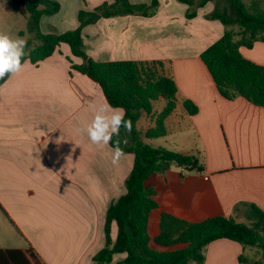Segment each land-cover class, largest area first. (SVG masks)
Returning a JSON list of instances; mask_svg holds the SVG:
<instances>
[{
	"label": "crops",
	"instance_id": "0c3cea01",
	"mask_svg": "<svg viewBox=\"0 0 264 264\" xmlns=\"http://www.w3.org/2000/svg\"><path fill=\"white\" fill-rule=\"evenodd\" d=\"M56 1L58 12L39 20L42 34L74 29L79 10L111 3ZM150 1L129 0L143 5ZM156 1L150 16L119 15L84 26L82 41L88 57L97 62L161 61L176 84L175 108L163 122L165 135L150 139L141 135L142 141L194 155L201 170L195 169L186 195L190 199L179 192L178 196L184 197L180 204L169 189V169L162 177L167 187L164 205L156 199L159 187L145 186L154 191L152 198L157 205L147 222L151 247L163 251L182 245L159 247L152 243L159 233L162 212L189 223L216 216L245 222L251 206L264 212V107L242 97H221L199 59L224 31L219 20L206 18L215 2H207L187 19V5L177 0ZM251 4L258 3H245ZM30 38L34 40L32 34ZM239 52L264 68V42H255L250 49L240 47ZM67 58L72 64L81 63L61 43L52 55L35 64L24 60L19 73L0 83V264H8L4 255L11 250L21 253L13 254L20 257L16 264H94L92 258L105 242L106 210L126 192L124 182L134 156L125 153L119 164L113 165L112 147L94 145L79 131L91 122L95 109L107 102L97 83L71 70ZM186 99L196 106V114L185 112L182 101ZM156 103L163 108L165 100ZM178 109L180 115H176ZM155 115L141 113L137 131L143 134L152 128ZM185 119L187 124L181 125ZM182 131H190L196 141L185 146L182 139L173 140L177 149L151 143L160 138L167 142ZM185 170L179 172L180 183L185 181ZM115 237L112 223L110 238L113 241ZM243 249L231 240H215L203 249L201 264H239L237 258ZM247 249L255 255V250ZM124 257V253L114 254L111 264Z\"/></svg>",
	"mask_w": 264,
	"mask_h": 264
},
{
	"label": "trees",
	"instance_id": "16d2710c",
	"mask_svg": "<svg viewBox=\"0 0 264 264\" xmlns=\"http://www.w3.org/2000/svg\"><path fill=\"white\" fill-rule=\"evenodd\" d=\"M92 10L81 9L77 12L78 25L56 34H42L39 29L41 16H51L58 12L60 5L56 0H5L7 5L18 14L28 16L29 33L37 44L26 48V59L35 64L53 54L61 43L69 47L74 57L81 63L72 64L70 69L85 74L100 87L108 105L125 110V119L132 121V132L126 135L120 130L124 153L133 154L131 171L125 179V194L118 197L105 213L104 246L92 258L94 264H111L112 256L124 253V259L117 264H189L203 262V249L218 239L237 242L242 248H255V258L247 259L241 254L239 264H264V212L251 206L245 213V222L232 217L216 216L196 223L162 212L159 233L152 243L159 247L182 245L173 250H156L151 247L147 232L150 212L157 207L152 196L154 191L144 185L152 173H163L171 165L187 170H201L198 158L181 154L160 146H151L142 141L165 135L164 119L174 110L177 87L172 76L165 73L161 61H107L97 62L88 57L82 41V28L95 23L100 18L119 15L150 16L157 7V1L149 5L132 4L129 0H110ZM188 6L187 19L193 18L196 9L207 2H215L213 11L207 19H217L224 27L223 34L203 50L199 59L206 68L219 95L227 100L242 97L249 103L264 107V68L244 58L240 47L250 49L255 42H264V10L259 4L246 6L242 0H177ZM222 4L224 7H221ZM5 79V78H4ZM4 79H0V83ZM165 105L156 113L155 104L159 99ZM182 106L188 115L197 112L189 100ZM155 113L154 125L143 134L137 131L136 123L141 113ZM117 138L113 137V141ZM111 146V145H110ZM116 226V237L110 238V227ZM19 251H7L4 262L18 263ZM22 264H28L24 261Z\"/></svg>",
	"mask_w": 264,
	"mask_h": 264
},
{
	"label": "clouds",
	"instance_id": "9594fccd",
	"mask_svg": "<svg viewBox=\"0 0 264 264\" xmlns=\"http://www.w3.org/2000/svg\"><path fill=\"white\" fill-rule=\"evenodd\" d=\"M27 40L19 36H11L0 30V79L10 74L19 73L22 68V59L26 55ZM124 129L126 135L132 132V121L125 119V110L111 108L104 104L95 109V114L86 128L79 129L86 133L90 142L94 145L112 147V164L117 165L121 157L125 155L121 143L127 145V139H119L120 130ZM113 137L117 139L113 141Z\"/></svg>",
	"mask_w": 264,
	"mask_h": 264
},
{
	"label": "rangeland",
	"instance_id": "374dc122",
	"mask_svg": "<svg viewBox=\"0 0 264 264\" xmlns=\"http://www.w3.org/2000/svg\"><path fill=\"white\" fill-rule=\"evenodd\" d=\"M245 3H249L250 0H243ZM255 1L259 4V7L264 10V0H252ZM29 18L28 16H23L18 14L16 11L12 10L5 0H0V30L5 31L6 33L10 34L11 36H19L23 37L25 40H27V43H30L29 48H31L33 45L37 44L36 40H32L30 38L31 33H29ZM33 41V42H32ZM36 41V42H35ZM32 43V44H31ZM32 45V46H31ZM156 109L158 111H161L162 109V104L161 103H156L155 105ZM180 110L176 111V115H180ZM187 120H183L181 122V125H186ZM183 140V145L185 146H190L192 145L196 140L195 137L192 135L190 131H182L180 133L175 134L171 139H168L167 142H164V139L160 138L157 139L156 141H151L152 144L154 145H166L169 144L172 149H177L174 148L172 141L173 140ZM175 151V150H172ZM195 154V152L191 153ZM169 175L167 176L171 177L172 182L169 187L171 193L175 197L174 201L176 204H180L181 200L187 195L189 189H190V184L193 183L194 181L192 180L193 177L195 176V169L193 170H185L183 173L185 174V181L184 183L179 182V172L181 170V167H177L176 165H171L169 168ZM163 173H152L151 176L149 177V180L144 183L145 186H148L150 184L157 185L159 187V192L157 196V201L161 205L163 204V197L166 194V189L167 187L163 184ZM179 192H181L182 195H184L183 198L179 197ZM187 198V196H186ZM190 198H187V200ZM153 217H155V213H153ZM240 245V244H239ZM241 246V245H240ZM242 247V246H241ZM248 247H245L243 251L240 253L243 257L247 259H254L255 255L253 254L250 255ZM252 250H255L253 248ZM254 252V251H253Z\"/></svg>",
	"mask_w": 264,
	"mask_h": 264
},
{
	"label": "water",
	"instance_id": "95a60500",
	"mask_svg": "<svg viewBox=\"0 0 264 264\" xmlns=\"http://www.w3.org/2000/svg\"><path fill=\"white\" fill-rule=\"evenodd\" d=\"M5 77H6V76H5ZM5 77H4V78H5Z\"/></svg>",
	"mask_w": 264,
	"mask_h": 264
}]
</instances>
